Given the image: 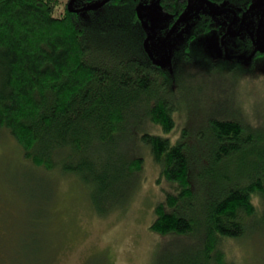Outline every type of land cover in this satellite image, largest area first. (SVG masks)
I'll list each match as a JSON object with an SVG mask.
<instances>
[{
	"label": "trees",
	"instance_id": "obj_1",
	"mask_svg": "<svg viewBox=\"0 0 264 264\" xmlns=\"http://www.w3.org/2000/svg\"><path fill=\"white\" fill-rule=\"evenodd\" d=\"M258 1L0 0V132L33 166L79 176L100 213L131 201L144 176L139 143L148 145L167 182L149 229L162 248L168 238L189 248L164 264H234L229 238L264 235ZM156 4L170 13L159 29L141 15ZM220 83L234 94L232 111L207 115L188 102L185 88ZM40 220L9 229L0 205V264H56Z\"/></svg>",
	"mask_w": 264,
	"mask_h": 264
},
{
	"label": "rangeland",
	"instance_id": "obj_2",
	"mask_svg": "<svg viewBox=\"0 0 264 264\" xmlns=\"http://www.w3.org/2000/svg\"><path fill=\"white\" fill-rule=\"evenodd\" d=\"M196 1L200 0H191V6ZM261 3L264 0L260 6ZM141 15L156 29L170 19V13L160 4L142 6ZM150 49L156 59L166 58L157 42H151ZM261 68L264 69L263 65ZM184 90L188 102L204 106L207 115L232 111L234 94L223 83L212 92L193 87ZM242 100L244 111L253 112L255 98L251 95ZM2 130L5 131L0 132V205L7 208L11 224L8 227L13 229L17 224L22 227L41 217L42 229L52 240L56 264H164L189 249L186 239L173 238L166 239L162 248L164 237L149 229L167 182H158L160 166L148 145L139 143L144 156V176L131 201L124 208L100 213L94 205L92 188L79 176H62L61 169L55 173L33 166L24 158L17 140L7 129ZM228 240L225 249L230 262L264 264L263 234Z\"/></svg>",
	"mask_w": 264,
	"mask_h": 264
},
{
	"label": "water",
	"instance_id": "obj_3",
	"mask_svg": "<svg viewBox=\"0 0 264 264\" xmlns=\"http://www.w3.org/2000/svg\"><path fill=\"white\" fill-rule=\"evenodd\" d=\"M258 4H260V2H257ZM181 18H184V17H181ZM155 34V33H154Z\"/></svg>",
	"mask_w": 264,
	"mask_h": 264
},
{
	"label": "flooded vegetation",
	"instance_id": "obj_4",
	"mask_svg": "<svg viewBox=\"0 0 264 264\" xmlns=\"http://www.w3.org/2000/svg\"><path fill=\"white\" fill-rule=\"evenodd\" d=\"M248 24H250V23H248ZM244 26H246V25H244Z\"/></svg>",
	"mask_w": 264,
	"mask_h": 264
}]
</instances>
